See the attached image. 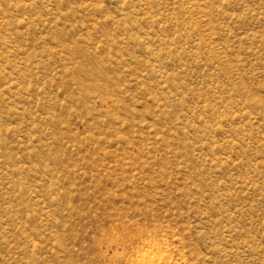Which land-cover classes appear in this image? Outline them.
<instances>
[{"label":"rangeland","instance_id":"obj_1","mask_svg":"<svg viewBox=\"0 0 264 264\" xmlns=\"http://www.w3.org/2000/svg\"><path fill=\"white\" fill-rule=\"evenodd\" d=\"M264 264V0H0V264Z\"/></svg>","mask_w":264,"mask_h":264},{"label":"bare ground","instance_id":"obj_2","mask_svg":"<svg viewBox=\"0 0 264 264\" xmlns=\"http://www.w3.org/2000/svg\"><path fill=\"white\" fill-rule=\"evenodd\" d=\"M168 257L161 254L147 253L142 255L139 264H166Z\"/></svg>","mask_w":264,"mask_h":264}]
</instances>
